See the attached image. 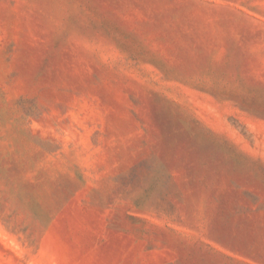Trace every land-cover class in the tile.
Returning a JSON list of instances; mask_svg holds the SVG:
<instances>
[{"label": "rangeland", "instance_id": "obj_1", "mask_svg": "<svg viewBox=\"0 0 264 264\" xmlns=\"http://www.w3.org/2000/svg\"><path fill=\"white\" fill-rule=\"evenodd\" d=\"M0 264H264V0H0Z\"/></svg>", "mask_w": 264, "mask_h": 264}]
</instances>
